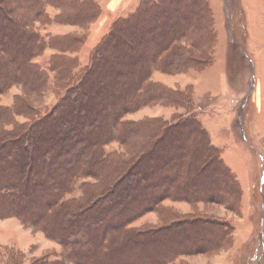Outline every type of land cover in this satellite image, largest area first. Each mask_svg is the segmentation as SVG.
<instances>
[{
	"label": "trees",
	"instance_id": "trees-1",
	"mask_svg": "<svg viewBox=\"0 0 264 264\" xmlns=\"http://www.w3.org/2000/svg\"><path fill=\"white\" fill-rule=\"evenodd\" d=\"M88 3L91 0H0V97L15 85L26 89L30 78L37 79L31 76V60L39 53L35 26L45 20V6L57 7V20L64 16L71 23L88 19ZM212 19L208 0L141 1L127 19L114 22L95 51L90 71L36 130L16 134L0 129V220L16 218L39 228L64 253L62 263L44 258L30 264H173L180 256L212 253L231 241L234 228L228 222L198 219L144 231L130 227L168 199L191 204L231 199L240 204L237 178L195 117L163 127L150 149V141L146 144V152L132 151L122 160L125 168L118 163L119 178L97 197L65 199L82 177L99 178L111 169L107 158L102 161L105 144L116 140L132 148L140 136L151 139L158 130L155 124H163L126 123L123 116L162 102L176 107L191 103L184 93L163 94L151 77L154 71L178 75L211 66L216 42ZM11 116L0 107V127ZM214 182L223 188L210 193ZM38 189L44 206L35 213ZM115 202L120 206L113 208V216L104 217L107 204ZM15 254L10 252L8 264H17Z\"/></svg>",
	"mask_w": 264,
	"mask_h": 264
},
{
	"label": "rangeland",
	"instance_id": "rangeland-1",
	"mask_svg": "<svg viewBox=\"0 0 264 264\" xmlns=\"http://www.w3.org/2000/svg\"><path fill=\"white\" fill-rule=\"evenodd\" d=\"M208 2L213 13V31L216 36L211 52L214 56L212 65L202 71L190 69L183 74L168 75L175 79H166L165 83H156L151 77L154 84L162 86L163 94L165 90L168 95L169 92L184 93L189 95L191 103L176 107L165 106L162 102L123 116L121 121L126 123L146 120L157 123L160 120L163 124H155L158 130H154L153 135L149 136L151 139L145 138V135L142 139L140 136V140L132 148L124 147L116 140L105 144L102 161L107 158V163L112 164L111 169L99 178L82 177L75 184L74 191L65 199L83 200L87 194L92 199L97 197L106 186L119 178L118 163L124 165L122 160L127 161L132 151H136L138 155L146 152V148L150 149L160 137L156 138L157 132L162 131L163 127L191 117L201 118L212 131L215 141L224 146L226 164L234 167L241 182L232 172L240 184V204L235 206L231 199L228 203L221 204H191L168 199L155 212L142 214L130 227L144 231L171 229L172 226L190 224L198 219L228 222L234 228L228 244L212 253L180 256L173 264H264V0ZM139 3L130 13L136 10ZM88 9L90 15L87 20L70 23L64 16L57 20L61 14L60 9L48 4L45 6V20L35 26V33H38L41 43L39 53L31 60V76L34 74L37 79L30 78V85L26 89L15 85L0 97V107L10 110L12 115L0 129L16 134L36 130V125L50 116L64 96L90 71L95 51L109 36L114 22L130 16L125 12L121 18L111 15L105 18L97 0H91ZM73 17L74 15L68 19ZM188 46L187 43L182 44V47ZM178 99L181 97L178 96ZM148 108L153 111L138 113ZM14 109H17V113ZM155 112L160 113L159 118L152 117ZM207 134L210 138L208 132ZM146 144L148 146L145 148ZM125 166L126 164L121 167ZM111 170L114 174H107ZM85 185L88 186L85 188L86 192L83 190ZM210 186V193L223 188V184L215 182ZM248 190L252 194H248ZM245 192L252 197L249 196L244 201ZM36 196L32 210L35 213L44 206L42 189L37 190ZM85 202L86 200L80 206ZM118 204H107L103 210L104 217L113 216V208ZM16 220L17 223L20 222ZM20 224L27 232H23L18 226H12L8 231L11 239L9 242H19L26 247V251L15 247H0V264H8L12 251L16 252L14 258L17 264H30L34 259L44 258L48 262H63V249L57 241L48 239L37 227Z\"/></svg>",
	"mask_w": 264,
	"mask_h": 264
},
{
	"label": "crops",
	"instance_id": "crops-1",
	"mask_svg": "<svg viewBox=\"0 0 264 264\" xmlns=\"http://www.w3.org/2000/svg\"><path fill=\"white\" fill-rule=\"evenodd\" d=\"M141 1L142 0H97L99 6L101 7V9L104 12L103 15L105 16V18L109 17L110 15H111V17H119V18H121L120 16L123 13H125V12L127 14L131 15V14H133L137 10V8L139 6L136 8V10L134 12H132V13H130V12L135 8L136 4L138 2L141 3ZM166 79L171 80V79H175V78L170 77V76H168L166 74H163V73H159L157 71L152 74V80L154 82H156V83H165V81H167ZM145 110L153 111V109L148 108V109L141 110L138 113L140 114V113L144 112ZM152 117L159 118L160 117V113L159 112L158 113L155 112V114ZM199 121L203 125L204 129L209 133L210 139H211V142H212V145L222 151V159H223L224 163L226 164L227 163L225 161L226 152H225L224 146H222L219 142H216L215 141L214 135H213L212 131L208 128V126L204 123V121H202L201 118L199 119ZM226 166L229 169H231V171L236 175V173L234 171V167H232V165L226 164ZM237 178H238V176H237ZM238 180H239V178H238ZM239 182H240V180H239ZM244 191H247V190L244 189ZM250 193H251V191H250ZM250 193H249V190H248V194H250ZM248 194L245 192L244 201H245V199L247 197H249V196L252 197V195H249L248 196ZM17 222L18 221L16 219H9V220H6V221H0V223L2 225V226H0V247H9V248L15 247V248H18V249H20V250H22L24 252V251H26L25 250L26 247H23L22 245H20L19 242L15 241V240H14V242H9V240H11V239H10V236L8 235V231L11 230V227L12 226H14V227L15 226L16 227L18 226V228H20V230H22L23 232L24 231L27 232V230H24L20 226L21 225L20 222L19 223H17Z\"/></svg>",
	"mask_w": 264,
	"mask_h": 264
}]
</instances>
